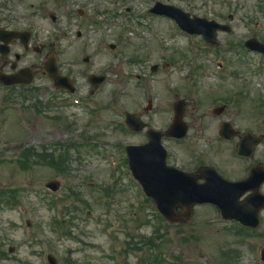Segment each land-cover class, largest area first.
<instances>
[{
  "label": "rangeland",
  "instance_id": "374dc122",
  "mask_svg": "<svg viewBox=\"0 0 264 264\" xmlns=\"http://www.w3.org/2000/svg\"><path fill=\"white\" fill-rule=\"evenodd\" d=\"M39 1L27 0L22 9L10 5L17 18ZM156 1L230 24L232 35L220 42L227 38L237 45L231 51L222 47L221 74L246 76L249 94L263 90L264 61L238 45L252 34L264 42V0H73V50L62 61L77 63L75 94L53 97L51 83L42 78L26 88L0 86V264H48L47 255L57 264H261L264 213L253 230L220 222L210 206L195 208L185 224H169L126 165L122 172L124 146L140 140L121 130L122 111L142 112L151 100L148 118L165 124L164 111L186 97L189 74H206L195 70L207 64L196 41L163 16L148 14ZM41 30L46 35L49 28ZM176 53L186 61L162 68ZM155 64L161 68L152 73ZM91 73L107 78L90 97ZM136 75L142 81L136 82ZM231 81L217 91L229 93ZM254 106L250 101L246 107ZM254 111L237 120L261 121L259 108ZM180 145L170 156L179 168L204 161V143L191 152ZM49 180L59 183L57 192L44 187Z\"/></svg>",
  "mask_w": 264,
  "mask_h": 264
},
{
  "label": "flooded vegetation",
  "instance_id": "af4514ba",
  "mask_svg": "<svg viewBox=\"0 0 264 264\" xmlns=\"http://www.w3.org/2000/svg\"><path fill=\"white\" fill-rule=\"evenodd\" d=\"M10 2L12 3V0H0V46H3L0 52H4L0 53V72L12 74L20 69H28L27 71L34 76L43 74L41 66L47 57L54 54L64 55L58 53L55 46L62 37L68 38L72 35L73 0H41L40 3L30 4L29 10L19 12L16 19ZM15 8L22 9L21 1H18ZM44 21L51 25L52 31L49 37H42L41 29ZM14 30L25 31L22 42L25 38L28 39L29 49L25 48L21 41H15L5 52V43L2 39L9 38L2 34ZM228 45L231 44L228 42ZM208 48L212 47L208 46ZM215 54L217 55V52ZM221 61L220 58H211L209 66L214 64L222 69ZM166 65L170 66V64ZM63 73L66 74L67 71L63 69ZM196 77L202 78V76ZM210 77L214 80H222L219 75ZM223 78H232V75ZM199 79L192 80L191 89L195 98L193 96L185 98L182 118L187 134L183 140L186 142L184 151L189 152L194 151V147L198 144L204 143L206 149L202 152L205 159L200 164L185 163L187 168L180 170L193 175L200 183L205 180L211 181L216 177L214 173L209 172L210 168L231 182L243 184L244 180L248 179L241 186L240 191L247 196L264 195V106L259 111L262 114L261 121L253 123L243 119L244 122H241L242 118L239 120L237 118L244 113L232 105L231 98L223 97L216 92L218 88L216 84L209 86ZM241 81V87H237L239 91H242L247 84L245 80ZM141 116L138 117L142 118ZM144 117L148 119L147 116ZM172 119L173 113L166 112L165 124L146 123L148 128L161 133V142L166 149V164L179 169L177 163L170 160V156L175 151V142L180 140L165 137ZM148 128L136 133L140 137L137 145L147 142ZM245 140H248V146L243 144ZM165 143L167 144L164 145ZM239 149L244 155L238 154ZM210 158L215 159L212 161ZM218 189L224 193L222 186L219 185Z\"/></svg>",
  "mask_w": 264,
  "mask_h": 264
},
{
  "label": "water",
  "instance_id": "95a60500",
  "mask_svg": "<svg viewBox=\"0 0 264 264\" xmlns=\"http://www.w3.org/2000/svg\"><path fill=\"white\" fill-rule=\"evenodd\" d=\"M56 81L62 83L68 82L63 78H58ZM6 83L14 84L16 82L7 81ZM137 149L138 148L136 147H131L129 150V155L133 154L131 156V166L142 180L147 190V194L155 199L156 204L167 220L172 223L176 221L181 223L187 221L191 214V205H188L187 202L195 201V203H201L206 201L204 198L210 197V194L207 192H201L198 189L196 192V189H193L195 186L192 184L190 178L170 169L167 171L162 168V164L161 168L152 167L150 172L144 171L142 174L141 170H139V161L135 157L137 156L135 154ZM145 160L146 158H143L141 163H146ZM55 184L56 187H58L57 183ZM56 187L53 188L55 189ZM196 193L198 195H196ZM211 201H213V199H211ZM178 202L185 203L187 206L184 213L179 216L175 214V206ZM238 213L235 218L242 220L239 215L240 213ZM248 224L250 225V223ZM253 226H255L254 223Z\"/></svg>",
  "mask_w": 264,
  "mask_h": 264
}]
</instances>
